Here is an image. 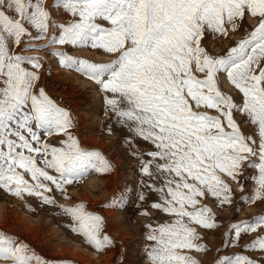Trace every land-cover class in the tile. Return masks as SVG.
<instances>
[{"label": "snow or ice", "instance_id": "obj_1", "mask_svg": "<svg viewBox=\"0 0 264 264\" xmlns=\"http://www.w3.org/2000/svg\"><path fill=\"white\" fill-rule=\"evenodd\" d=\"M248 18L256 25L223 55L207 50L206 36L238 33ZM58 45L115 57L93 62L50 53L94 82L105 115L150 145L136 156L138 200L153 194L150 208L161 219L146 226L143 264H201L192 253L210 249L198 228L219 227L203 200L232 205L230 182L245 177L254 181L253 194L236 215L244 205H264V0H0V189L46 204L54 203L47 195L53 186L64 193L91 172L114 168L81 145L73 132L77 118L47 93L40 75L45 57L25 54ZM222 77L239 99L222 90ZM249 170L254 174L246 176ZM123 202L114 198L109 206ZM63 212L94 249L113 246L104 218L84 204ZM224 239L232 254L217 255L215 264H264V211L231 224ZM0 262L46 264L2 231Z\"/></svg>", "mask_w": 264, "mask_h": 264}, {"label": "rangeland", "instance_id": "obj_2", "mask_svg": "<svg viewBox=\"0 0 264 264\" xmlns=\"http://www.w3.org/2000/svg\"><path fill=\"white\" fill-rule=\"evenodd\" d=\"M48 3L51 4L52 0H48ZM255 25L256 21L254 19L248 18L243 21L241 30L238 33H229L228 37H224L221 41H218L216 43L209 40L210 36H206L203 43L210 53L214 55H223L225 51L234 46V44L243 37L244 28L251 29ZM38 43L42 46L43 44H46L47 41ZM56 50L67 51L74 57L80 59H88L93 62H110L115 57L107 54H101V51L99 50L85 49L81 51L80 49H73L70 46L59 45L54 49H49L48 52L40 51L37 53H25L26 55L45 57V60L43 62L44 66L40 70V75L42 77L41 82L45 87L47 93L60 106L69 110L77 118L78 125L73 129V132L80 140L81 145L85 149L101 152L113 164L114 168L111 172L103 174L91 172L82 181H77L71 185H67L64 193L56 190L53 186V191L51 193H47V195H49L54 200V203L52 204H46L42 201L41 198L36 196H29L27 194H24L23 199H21L3 189H0V204L7 205L10 208L13 206H17L19 207L18 209L20 212L31 218L35 217L34 219H37L39 217H45L47 219L50 218V220L53 221L54 226H56V228L60 230L65 235V237L68 238V240H70L71 244L77 242L76 244H79L81 250L84 249V251H87L86 253L90 256L95 254V260H93L95 262L94 264H100L97 259L103 258H105V262L103 261V263L101 264H105L106 262V264H143L145 236L147 233L146 226L150 223H153L154 221H159L161 219V214L156 210L150 208L151 203L155 200V196L153 194H149V198L146 201L138 200V193L140 191L139 180L141 174L138 170L140 167V161L136 158V156L139 155L140 152L148 151L150 145L135 138L127 128L123 127L122 125H118L116 119H113L115 117L112 113H109L107 116L105 115L104 96L102 93H100L98 86L80 73L62 67L59 64L58 58L50 54L52 51ZM107 56H109L110 58ZM73 76L75 78H73ZM83 81L85 82V84L83 83ZM81 83L83 84V87L81 86ZM221 87L225 93L232 95L234 98L238 99L237 95L231 88L225 87L222 84ZM90 91H93V95L92 93H90ZM89 97H92L93 100ZM209 114L217 115L214 110L212 112L209 110ZM87 127L89 128V130ZM91 133H93V136L95 134H100L104 137L112 138L114 139V143L116 145L111 150V144L107 149L103 148L101 145L93 144L91 141H88V137L91 135ZM50 142L56 143L55 139ZM115 150H121L123 152V155L126 156L125 158L121 157V164H119L117 162V158L114 157ZM253 174V171L249 170L245 175L251 176ZM94 178L100 179V182L104 179H111V186H109L106 191H96L90 188L91 186L89 184V181ZM230 183L233 189L232 205H225L222 210L218 203L214 202L213 198L211 197L202 201L212 209L216 217V223L219 225V227L210 230L198 228L200 235L203 237L200 243L206 244L210 249L209 252L204 254L195 252L192 253L194 258L201 261V264H215V258L217 255L221 257L224 255H231L233 251L229 243V240L231 238H229V240L224 239L226 230L230 228L231 224L247 220L251 217H255L261 211H264V205L249 204L244 205V210L240 212L239 215H236L237 205L245 195H251L250 190L252 189L251 186L253 185V181L251 179L246 180L245 177H240L239 185L232 182ZM241 186L244 187V192L240 190ZM87 194L89 196H87ZM114 198L117 201L123 198V204L119 205L118 207H110L109 205ZM78 204H84L86 207V211L89 212L90 210V213L104 218V234L108 235L111 239L114 238L112 239L114 242L113 246L105 249L103 252H99L87 243L83 235H80L73 231V228L76 227V223L71 218V216L63 212V208L75 207ZM112 211L116 212L124 218V224H127V226L131 229L129 230L125 228V231H123L124 233H126L127 231V233H131V238L126 239L123 237V235L117 232V229L121 224H113L112 219L107 216L108 213H112ZM144 212H148L149 215H143ZM13 226L14 227L0 226V231L7 234L11 240L16 242V244L25 245L30 250V253L34 254L36 257L40 256L39 258L45 261L46 264H87L86 262L80 261L79 259H76L69 255L56 254L57 252L52 249L53 244L55 245L59 243L56 238L48 240L47 237L43 234L31 236L27 234V232L23 228L15 226V223L13 224ZM68 227L70 228V230L68 229ZM34 238L37 239L35 240ZM251 239V236L245 237L242 240V243H250ZM237 251H239V249H237ZM253 258L259 260L261 259V256L260 254H256ZM0 264H3V262H0Z\"/></svg>", "mask_w": 264, "mask_h": 264}, {"label": "bare ground", "instance_id": "obj_3", "mask_svg": "<svg viewBox=\"0 0 264 264\" xmlns=\"http://www.w3.org/2000/svg\"><path fill=\"white\" fill-rule=\"evenodd\" d=\"M251 19V18H250ZM224 37H219V38H212V37H209V40L211 41V42H218V41H221L222 39H223ZM216 45V44H215ZM82 51V50H81ZM74 52V51H73ZM90 52V51H89ZM37 53V52H36ZM102 54V53H101ZM107 57H109V56H107ZM101 58V57H100ZM110 58V57H109ZM98 59V58H97ZM104 60V59H103ZM47 62V61H46ZM60 67V66H59ZM55 69H57V68H55ZM57 70H59V69H57ZM45 71V70H44ZM62 71V70H61ZM63 72H65V71H63ZM45 75V74H44ZM67 78V77H66ZM70 78V77H69ZM73 78H75L74 76H73ZM77 79V78H76ZM78 80V79H77ZM76 80V81H77ZM82 80V79H81ZM74 81H75V79H74ZM78 83V82H77ZM83 83L85 84V82L83 81ZM91 83V82H90ZM220 83L222 84V85H224L225 87H229V88H231L233 91H234V93L237 95V97H238V99H239V97H240V94L238 93V91L237 90H235L234 88H233V86L227 81V79L226 78H224V77H222L221 78V81H220ZM52 84V83H51ZM82 84V83H81ZM88 84V83H87ZM82 87H83V84L81 85ZM75 87V86H74ZM86 88V87H85ZM74 89H76V88H74ZM79 89V88H78ZM87 89V88H86ZM92 90V89H91ZM95 90V89H94ZM78 91V90H77ZM85 91V90H84ZM60 93V92H59ZM80 93V92H79ZM90 93H92V95H93V91L91 92L90 91ZM101 93V92H100ZM84 94V93H83ZM89 94V93H88ZM95 95V94H94ZM97 96V95H96ZM95 96V97H96ZM86 97V96H85ZM89 98H92V97H89ZM98 99V98H97ZM92 100H93V98H92ZM91 100V101H92ZM94 100H96V99H94ZM99 101V100H98ZM71 102V101H70ZM96 102V101H95ZM95 104V103H94ZM211 112L213 111V110H210ZM73 112V111H72ZM75 113V112H74ZM95 118H97V117H95ZM85 119H87V118H85ZM113 119H115V118H113ZM78 121V120H77ZM111 121V120H110ZM85 123H87V122H85ZM96 123V122H95ZM111 123V122H110ZM98 124V123H97ZM78 125V124H77ZM106 125H108V124H106ZM118 125H120V124H118ZM88 126V125H87ZM99 126V125H98ZM122 127V126H121ZM86 128V127H85ZM88 128V127H87ZM92 128V127H91ZM88 130H89V128H88ZM91 131H92V129H91ZM101 131V130H100ZM129 131V130H128ZM124 133V132H123ZM93 133H91V135L88 137V141H91L93 144H98V145H101L103 148H105V149H107V148H109L110 147V144H111V150L114 148V146L116 145L115 143H114V139H112V138H109V137H104V136H102V135H100V134H95L94 136L92 135ZM127 134H129V133H127ZM142 143V142H141ZM103 150V149H102ZM115 156L114 157H116L117 158V162L119 163V164H121L122 163V159H121V157H123V158H125L126 156H124L123 155V152L121 151V150H118V151H116L115 150ZM117 176V175H116ZM116 176H115V178H116ZM100 177V176H99ZM114 178V177H113ZM110 180L111 179H104V180H102L101 182H100V179H97V178H94V179H91L90 181H89V184H90V188H92V189H94V190H96V191H106L107 190V188H109V186H111L110 185ZM117 180V179H116ZM112 181V180H111ZM118 181V180H117ZM89 187V186H88ZM131 187V186H130ZM136 187V186H135ZM251 195L253 194V189H254V181H253V185L251 186ZM110 189H112V188H110ZM85 191V190H84ZM110 191V190H109ZM112 191V190H111ZM115 191V190H114ZM80 193V192H79ZM114 193V192H113ZM86 195V194H85ZM92 195V194H91ZM87 196H89L88 194H87ZM83 198V197H82ZM85 198H87V197H85ZM210 198V197H209ZM87 200V199H86ZM100 200V199H99ZM24 202V201H23ZM2 203V202H1ZM5 203V202H4ZM249 207V206H248ZM19 207H17V206H13V207H9V206H7V205H1L0 204V226L2 227V226H12V227H14L13 226V224L15 223V226H19V227H21V228H23L26 232H27V234H29V235H31V236H35V235H40V234H43L44 236H46L47 237V239L48 240H51L52 238H56L58 241H59V243L58 244H53L52 245V249L54 250V251H56L57 253L56 254H59V255H69V256H72V257H74V258H76V259H79L80 261H83V262H86L87 264H94L95 262L93 261V260H95L94 258V255H89V254H87L86 252L87 251H84V249L83 250H81V248H80V246H79V244L77 245L76 243H74V244H71V242H70V240H68V238L67 237H65V235L60 231V230H58L57 228H56V226H54V224H53V221L52 220H50V218L49 219H47V218H45V217H39V218H37V219H34V218H31V217H29V216H26L25 214H23L22 212H20L19 211V209H18ZM114 208V207H113ZM112 208V209H113ZM227 208V207H226ZM251 208H252V206H251ZM250 208V209H251ZM23 209V208H22ZM122 209V208H121ZM247 209V208H246ZM222 210H223V208H222ZM26 212V211H25ZM42 212V211H41ZM89 212H90V210H89ZM95 212V211H94ZM100 213V212H99ZM244 214V213H243ZM158 215V214H157ZM107 216H109L111 219H112V223L114 224V223H119V224H121V225H119V227H118V229H117V232H119L121 235H123V237L124 238H131L132 237V235H131V233H124V229L126 228V229H131L130 227H128L127 226V224H124L125 223V220H124V218L121 216V215H119V214H117L116 212H113L112 211V213H108V215ZM160 217V216H159ZM159 217H158V219H159ZM161 218V217H160ZM55 220V219H54ZM59 220V219H58ZM110 221V220H109ZM158 221V220H157ZM13 223V224H12ZM111 223V222H110ZM12 224V225H11ZM109 225V224H108ZM5 228V227H4ZM68 229L70 230V228L68 227ZM109 229V228H108ZM124 230V231H123ZM207 230V229H206ZM110 231V230H109ZM132 231H135V230H132ZM17 232H19V231H17ZM208 232V231H207ZM210 233V232H209ZM15 234V233H14ZM110 234V233H109ZM19 235V234H18ZM25 235V234H24ZM73 235V234H72ZM146 235H147V233H146ZM70 236V235H69ZM38 237H40V236H38ZM37 237V238H38ZM75 237V236H74ZM146 237V236H145ZM26 238V237H25ZM30 238V237H29ZM36 238V239H37ZM77 238V237H76ZM75 238V239H76ZM143 238V237H142ZM35 239V238H34ZM35 239V240H36ZM46 239V240H47ZM80 239V238H79ZM78 239V240H79ZM112 239H114V238H112ZM122 239V238H121ZM28 240H30V239H28ZM32 240V239H31ZM43 241V240H42ZM35 242V241H34ZM46 242V241H45ZM37 243V242H36ZM52 243V242H51ZM146 243H148L147 241H146V239H145V245H146ZM50 244V243H49ZM39 245V244H38ZM51 245V244H50ZM83 245V244H82ZM144 246V245H143ZM142 246V247H143ZM35 247V246H34ZM39 247V246H38ZM90 250V249H89ZM55 253V252H54ZM108 253V252H107ZM133 253V252H132ZM92 254V253H91ZM134 254V253H133ZM40 257V256H39ZM104 259L105 258H103V259H97V261L101 264V263H103V261H104ZM75 260V259H74ZM125 261V260H124ZM105 262V261H104ZM107 263V262H106ZM105 263V264H106ZM142 263V262H141Z\"/></svg>", "mask_w": 264, "mask_h": 264}]
</instances>
